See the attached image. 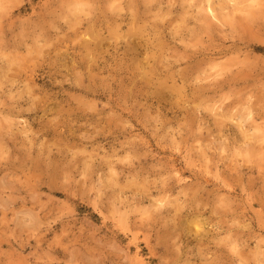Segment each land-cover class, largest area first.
<instances>
[{
  "label": "rangeland",
  "instance_id": "1",
  "mask_svg": "<svg viewBox=\"0 0 264 264\" xmlns=\"http://www.w3.org/2000/svg\"><path fill=\"white\" fill-rule=\"evenodd\" d=\"M0 264H264V0H0Z\"/></svg>",
  "mask_w": 264,
  "mask_h": 264
},
{
  "label": "bare ground",
  "instance_id": "2",
  "mask_svg": "<svg viewBox=\"0 0 264 264\" xmlns=\"http://www.w3.org/2000/svg\"><path fill=\"white\" fill-rule=\"evenodd\" d=\"M210 8V7H209ZM212 9V8H211ZM212 11V10H211ZM213 12V11H212Z\"/></svg>",
  "mask_w": 264,
  "mask_h": 264
}]
</instances>
